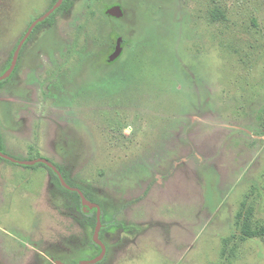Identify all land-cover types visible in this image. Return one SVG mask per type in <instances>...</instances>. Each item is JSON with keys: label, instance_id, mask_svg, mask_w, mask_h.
Returning a JSON list of instances; mask_svg holds the SVG:
<instances>
[{"label": "rangeland", "instance_id": "obj_1", "mask_svg": "<svg viewBox=\"0 0 264 264\" xmlns=\"http://www.w3.org/2000/svg\"><path fill=\"white\" fill-rule=\"evenodd\" d=\"M53 2L0 0V76L11 53L6 41ZM69 3V13L56 15L58 33L81 26V37L71 39L80 43L93 42L96 32L124 36L113 80L128 71L118 89L137 90L138 106L123 119L109 113L107 123L93 121L90 156L70 161L71 148L62 145L57 154L42 130L6 118L9 98L23 104L4 80L1 150L27 161L51 159L102 206L106 254L98 264H264V0ZM114 6L125 11L123 21L104 14ZM0 188V202L10 204L1 225L24 219L30 226L38 212L50 229L44 241L60 247L54 261L100 254L94 227L80 222L92 216L81 215L44 167L0 160ZM20 202L30 204L21 210Z\"/></svg>", "mask_w": 264, "mask_h": 264}, {"label": "flooded vegetation", "instance_id": "obj_2", "mask_svg": "<svg viewBox=\"0 0 264 264\" xmlns=\"http://www.w3.org/2000/svg\"><path fill=\"white\" fill-rule=\"evenodd\" d=\"M57 1L54 0L46 11L27 23L25 28L18 34L19 36L15 37V40L12 41L10 38L6 41L5 50L8 52L11 50V53L8 58V68L5 72L10 68L14 55L17 53L13 70L5 79L12 82L10 86H6V91L10 93V97L19 98L17 102L23 104V106H14L12 104L14 99L9 98V104L6 105L4 112L6 118L12 120L13 124L15 123L19 127L25 126L28 129L34 127L33 129L42 130L44 138L51 140L54 152H59L62 145L71 148L70 161H77L82 157L87 159L90 156L92 122L96 123L95 120L99 118L104 121L103 123H107L109 113H115L117 118L123 119V114L129 108H132L133 111L134 107L138 106L136 100L137 90L125 91L124 89H118V84L124 80L123 75L128 76V71L126 74L122 72V79L113 80L116 75L114 70L122 65L119 61L125 53L124 36H121L122 34L118 32H112L110 36L103 32L100 34L96 32L98 36L94 37L93 42L80 43L74 40L81 37L83 33L81 32V26L73 27L72 30L71 27L65 26L63 32L58 33L57 27L60 24H57L56 15L62 12L69 13L72 9L69 2L72 0H63L58 8L50 12ZM108 9L104 11L106 17H108ZM49 12L50 14L40 21ZM72 13L76 14V10ZM125 14L122 9L119 17L113 16L111 19L121 22L124 20ZM69 21L70 18L64 20L63 24H67ZM95 28L97 29L96 26ZM55 32L60 35V40L58 35V38L55 36ZM126 33L128 31L125 30ZM72 38H74L73 41ZM45 130H51V135L47 134V131L45 133ZM0 151L4 154L1 150V144ZM11 158L16 161H27ZM40 159L51 163L59 172L65 184L71 189L79 190L85 200L94 206L92 208L84 207L79 194L76 191L62 187L58 176L53 170L42 163L35 164L44 167L60 189L63 188L77 194L81 215L94 217L95 225L91 240L99 247L101 254V246L105 248V245L99 240V232L95 240L94 230L97 222V212H99L100 219L99 231L105 228L102 224L104 215L102 206L91 197L88 191L70 182L68 175L61 166L45 157L35 160ZM0 160L11 165L27 168L35 167V165H19L2 158ZM53 176L56 177V180ZM3 189L5 188H0V197L1 194L5 193ZM85 193H87V196ZM70 197L75 202V197L72 195ZM73 201L71 202L72 205H74ZM26 203L30 204L20 202L21 210ZM8 205L10 204L8 203ZM8 205L5 202H0V213L7 210ZM38 209L39 207H36V210ZM92 217L91 220L84 217L80 222L87 226V222L90 223ZM43 221L44 218L39 216L37 212V216L32 220L30 226L24 219L13 224L1 225L0 222V264H60L57 259L54 261L61 252L59 245L54 243L49 245L48 241H44L43 235L50 229L43 228ZM48 247L50 250H44ZM84 248L86 250V247ZM78 249L79 246L76 237H74L71 239L68 250L72 260H74L73 258ZM86 261L89 260L83 258L74 264H83Z\"/></svg>", "mask_w": 264, "mask_h": 264}, {"label": "water", "instance_id": "obj_3", "mask_svg": "<svg viewBox=\"0 0 264 264\" xmlns=\"http://www.w3.org/2000/svg\"><path fill=\"white\" fill-rule=\"evenodd\" d=\"M62 1L63 0H58L57 3H56V5L52 8V10L50 12H52L56 8H58L61 5ZM50 12L47 15H45L42 19H40V21L43 20L44 18H46L50 14ZM107 14L110 15V16H112V17L113 16L114 17H119L120 14H121V9L119 7H117V6H114L113 8H111V9H109L107 11ZM35 24H36V22H35ZM16 57H17V53L14 55V58H13V61H12V64H11L10 68L3 75L0 76V82L3 81V80H5L9 76V74L11 73V71L13 70ZM0 158H2L4 160H7V161H10L12 163H16V164H19V165H23V166H32V165H35L37 163H42V164L48 166L58 176L62 187H64L67 190L76 191L79 194V197L81 199L82 205L84 207H89V208L94 207L93 205H91L89 202H87L85 200L83 194L79 190H75V189L69 188L65 184V182L62 180V178H61L59 172L56 170V168L51 163H49L48 161L43 160V159L35 160V161H16L13 158H11V157H9V156L1 153V151H0ZM95 207L99 210V208L97 206H95ZM99 228H100V219H99V212H97V222H96V226H95V230H94V238H95V240H96V236H98ZM101 250H102L101 251V254L97 258H94L92 260L86 261L83 264H96L97 262L101 261V259L103 258L104 254H105V248L103 246H101Z\"/></svg>", "mask_w": 264, "mask_h": 264}, {"label": "trees", "instance_id": "obj_4", "mask_svg": "<svg viewBox=\"0 0 264 264\" xmlns=\"http://www.w3.org/2000/svg\"><path fill=\"white\" fill-rule=\"evenodd\" d=\"M31 168H35V167H31ZM54 177V179L56 180V177L55 176H53ZM61 190L63 191V192H65L66 194H68V195H72V196H74L75 197V199L78 201V196H77V194L76 193H72V192H69V191H66V190H64L63 188H61ZM85 195L87 196V193H85ZM94 217H92V221L90 222V224H91V226H93L94 227V225H95V221H94V219H93ZM249 227L247 226V224L245 223V225L243 226V229H244V232H245V234L247 235V236H249V232L247 231V229H248Z\"/></svg>", "mask_w": 264, "mask_h": 264}]
</instances>
